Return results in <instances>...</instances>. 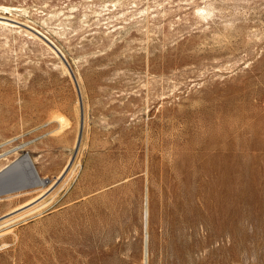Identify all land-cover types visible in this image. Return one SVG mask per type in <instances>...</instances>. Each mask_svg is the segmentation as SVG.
<instances>
[{
    "label": "rangeland",
    "instance_id": "374dc122",
    "mask_svg": "<svg viewBox=\"0 0 264 264\" xmlns=\"http://www.w3.org/2000/svg\"><path fill=\"white\" fill-rule=\"evenodd\" d=\"M0 17V264H264V0Z\"/></svg>",
    "mask_w": 264,
    "mask_h": 264
},
{
    "label": "bare ground",
    "instance_id": "6f19581e",
    "mask_svg": "<svg viewBox=\"0 0 264 264\" xmlns=\"http://www.w3.org/2000/svg\"><path fill=\"white\" fill-rule=\"evenodd\" d=\"M10 7V6H9ZM8 7V8H9ZM25 11V10H24ZM9 18H5V17H0V23L4 24V25H11V23H9ZM14 24V23H13ZM17 26V25H15ZM4 27V26H3ZM7 27V26H6ZM9 28V27H8ZM14 29V28H13ZM17 31H19L18 29H16ZM20 32V31H19ZM25 33V32H24ZM22 34V33H21ZM32 34V33H31ZM30 34V35H31ZM46 37V36H45ZM58 51V50H57ZM62 51V50H61ZM59 54V53H58ZM64 54V53H63ZM59 120L61 122V125H65L67 120H66V117L64 116H59ZM3 155V154H2ZM2 162V160L0 161ZM4 164V163H2ZM1 165V164H0ZM5 165V164H4ZM3 167V166H2ZM1 168V167H0ZM4 168V167H3ZM6 168V167H5ZM2 169V168H1ZM9 197V196H8ZM1 198H4V197H1ZM3 200V199H2ZM30 202H27L26 204H28ZM26 213L22 214V215H19L17 217H14V218H10L8 220H5L3 222L0 223V226L3 225V224H6L12 220H15L16 218L18 217H21L23 215H25ZM149 218H150V212H149V202H148V197H146V200H145V209H144V228H145V234H144V253H145V262L147 264V256H148V252H149V240H150V234H149Z\"/></svg>",
    "mask_w": 264,
    "mask_h": 264
},
{
    "label": "water",
    "instance_id": "95a60500",
    "mask_svg": "<svg viewBox=\"0 0 264 264\" xmlns=\"http://www.w3.org/2000/svg\"><path fill=\"white\" fill-rule=\"evenodd\" d=\"M63 56V55H62ZM64 57V56H63Z\"/></svg>",
    "mask_w": 264,
    "mask_h": 264
}]
</instances>
